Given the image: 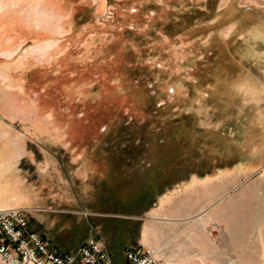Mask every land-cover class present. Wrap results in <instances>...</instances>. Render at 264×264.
Returning <instances> with one entry per match:
<instances>
[{"label": "rangeland", "instance_id": "rangeland-1", "mask_svg": "<svg viewBox=\"0 0 264 264\" xmlns=\"http://www.w3.org/2000/svg\"><path fill=\"white\" fill-rule=\"evenodd\" d=\"M149 191L159 264H264V0H0V208L122 256Z\"/></svg>", "mask_w": 264, "mask_h": 264}, {"label": "built area", "instance_id": "built-area-1", "mask_svg": "<svg viewBox=\"0 0 264 264\" xmlns=\"http://www.w3.org/2000/svg\"><path fill=\"white\" fill-rule=\"evenodd\" d=\"M28 209H0V259L7 264H117L93 234L74 249H49L47 241L30 228ZM125 264H159L157 251L135 243L124 252Z\"/></svg>", "mask_w": 264, "mask_h": 264}, {"label": "crops", "instance_id": "crops-1", "mask_svg": "<svg viewBox=\"0 0 264 264\" xmlns=\"http://www.w3.org/2000/svg\"><path fill=\"white\" fill-rule=\"evenodd\" d=\"M205 197H202V198L197 197L198 199H195L193 202H190V203H186V202L181 203L180 206L176 208H171V206L174 203L170 202V200L168 202H164L165 198H163L162 200L159 199V201L155 202L156 200L155 199L150 206L143 207L144 209L143 211H141L142 215L138 217V219L141 220V226L139 230V235L137 239L135 240V242L138 243V240L141 239L142 244L153 248L154 244L153 242H151V240H152V235L154 234V232H153V229H152L153 226L151 223L156 217L161 216V215L169 216V214H175V215L179 214V216H182L186 213L193 211L194 208L197 207L198 205L199 206L205 205L207 203L205 201L206 200ZM4 208H8V207H4ZM0 209H3V208H0ZM112 243L109 246V249H108V245L107 246L104 245L105 248L110 253V255L113 257V259L116 261L117 264H125L124 255L122 256L117 255V252H115L116 251L115 246L112 245Z\"/></svg>", "mask_w": 264, "mask_h": 264}, {"label": "trees", "instance_id": "trees-1", "mask_svg": "<svg viewBox=\"0 0 264 264\" xmlns=\"http://www.w3.org/2000/svg\"><path fill=\"white\" fill-rule=\"evenodd\" d=\"M156 193L159 194L161 192H155L154 194L151 193L150 191L149 192H146L144 194V200H145V202L143 203V205H142L141 208H143L145 206L146 207L150 206L153 203V201L156 199V195H157ZM122 220H124V219H122ZM125 221L128 224V226H130V225L133 226L136 231H135V233H133V235H130L129 233H127L126 239H124V241H123V243H124L123 244L124 250H125V248H127V247H129V246L132 245V244H130V241H131V243H134L135 242V240L137 239V237L139 235V230H140V226H141V220H139V219H136V220H127L126 219Z\"/></svg>", "mask_w": 264, "mask_h": 264}]
</instances>
